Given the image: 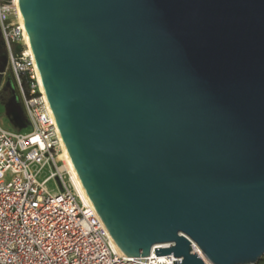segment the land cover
Returning a JSON list of instances; mask_svg holds the SVG:
<instances>
[{
	"label": "water",
	"instance_id": "1",
	"mask_svg": "<svg viewBox=\"0 0 264 264\" xmlns=\"http://www.w3.org/2000/svg\"><path fill=\"white\" fill-rule=\"evenodd\" d=\"M18 5L67 155L122 254L259 263L264 0Z\"/></svg>",
	"mask_w": 264,
	"mask_h": 264
},
{
	"label": "built area",
	"instance_id": "2",
	"mask_svg": "<svg viewBox=\"0 0 264 264\" xmlns=\"http://www.w3.org/2000/svg\"><path fill=\"white\" fill-rule=\"evenodd\" d=\"M20 18L18 0H0L1 39L24 115L33 126L27 135L0 126V264H157L153 250L144 258L116 251L94 208L82 202L63 168L61 138L32 52H26ZM46 169L48 176L39 182Z\"/></svg>",
	"mask_w": 264,
	"mask_h": 264
},
{
	"label": "rangeland",
	"instance_id": "3",
	"mask_svg": "<svg viewBox=\"0 0 264 264\" xmlns=\"http://www.w3.org/2000/svg\"><path fill=\"white\" fill-rule=\"evenodd\" d=\"M5 56L6 62L0 69V126L14 133L27 135L33 131V126L24 115L22 100L18 94L6 53ZM48 174V170H44L38 177V181L41 182ZM59 187L61 188V184ZM53 188V182H49L47 189L52 190Z\"/></svg>",
	"mask_w": 264,
	"mask_h": 264
},
{
	"label": "bare ground",
	"instance_id": "4",
	"mask_svg": "<svg viewBox=\"0 0 264 264\" xmlns=\"http://www.w3.org/2000/svg\"><path fill=\"white\" fill-rule=\"evenodd\" d=\"M20 19L23 21L22 18H20ZM21 20H20V21H21ZM24 43H25L26 46H27V48H26V49H27L26 52L31 53V48H30L29 40H28V37H27L26 33H25ZM38 82H39L40 90L43 92V88H42L41 80H40V77H39V76H38ZM59 138H60V134H59ZM60 140H61V139H60ZM61 151H62V153L59 155V159L62 160L63 163H64L63 168H64L65 170H67V171L70 173L71 178H72V180H73V183H74V185H75V188H76V190H77V192H78V194H79V196H80L82 202H83L85 205H91V203H90V201H89V199H88V197H87V195H86V193H85V191H84V189H83V187H82V185H81V183H80V181H79V179H78V177H77V175H76V172H75L74 169H73V166H72L71 161H70V159H69V157H68V155H67V152H66V149H65V147H64V145H63L62 140H61ZM114 246H115L116 251H117L118 253L122 254V252L117 248V246H116L115 244H114ZM192 246H193L194 251H195L197 254L201 255V254H200V251L196 248V246H195V245H192ZM161 247L163 248V247H165V246H161ZM122 255H123V254H122ZM152 255H153L152 258H155V262H156L157 264H170V260H171V258H170L169 256H156L155 254H152ZM149 256H150V255H149ZM168 257H169V258H168ZM206 264H208V263L206 262Z\"/></svg>",
	"mask_w": 264,
	"mask_h": 264
},
{
	"label": "flooded vegetation",
	"instance_id": "5",
	"mask_svg": "<svg viewBox=\"0 0 264 264\" xmlns=\"http://www.w3.org/2000/svg\"><path fill=\"white\" fill-rule=\"evenodd\" d=\"M1 36V35H0ZM0 69L2 68V66L5 64V62H6V56H5V53H6V50H5V48H4V44H3V42H2V39H1V41H0ZM2 49H4L5 50V52H4V50H2ZM6 55H7V53H6Z\"/></svg>",
	"mask_w": 264,
	"mask_h": 264
},
{
	"label": "trees",
	"instance_id": "6",
	"mask_svg": "<svg viewBox=\"0 0 264 264\" xmlns=\"http://www.w3.org/2000/svg\"><path fill=\"white\" fill-rule=\"evenodd\" d=\"M257 264H264V259L263 260H261L259 263H257Z\"/></svg>",
	"mask_w": 264,
	"mask_h": 264
}]
</instances>
